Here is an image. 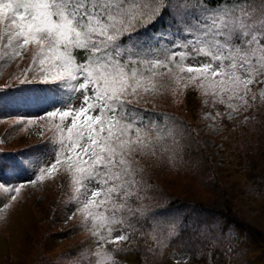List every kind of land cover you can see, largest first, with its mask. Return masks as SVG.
Instances as JSON below:
<instances>
[{"label": "rangeland", "instance_id": "1", "mask_svg": "<svg viewBox=\"0 0 264 264\" xmlns=\"http://www.w3.org/2000/svg\"><path fill=\"white\" fill-rule=\"evenodd\" d=\"M218 3L219 0H208L210 6ZM255 3L257 7L260 6L259 0H255ZM165 13L166 20H170L167 11ZM8 31L10 29L7 24L0 25V90H6L7 87L17 83L60 84L59 80L52 81L49 78L48 81H44L40 78L43 76V68L48 67V64L46 62L43 67L34 65V58L39 59L38 46L32 44L17 49L15 40L9 45V36L6 35ZM16 51H19L20 55L14 56ZM204 59V57L196 60L188 59L186 63L195 66ZM179 75L184 77L179 83L172 82L165 76L161 86L141 96L136 103H143L163 115L171 112L186 118L191 124L189 125L191 132L181 134L179 129V134L176 131V135H173L172 126H166L153 118L149 123L153 139L155 140L156 130L159 129L164 132V136L167 134L168 140L164 137L155 144V155L138 154L135 157V167L139 169L136 179L139 183L133 190L134 194L127 200V205L132 211L128 212L125 208L117 213V219H122L123 223L104 224L103 217L111 216L113 213L110 209L104 211L108 205L107 201L104 204L98 203L102 199V193L101 197H97L89 206L98 213L95 227L92 217H86L83 203L91 197V192L86 189L96 190V186L75 184L73 170L67 163L62 162L52 172L47 171L56 163L57 147L60 145L58 129H64L66 141L67 129L71 126V118H66L61 123L58 116L52 118L48 114L57 108L61 111L67 110L66 105L69 102L72 110H78L81 106L82 94L62 91L61 96L50 95L49 103L41 97L42 102L39 101V104L31 109L21 102L28 105L33 100L32 95L25 94L21 99H17L12 93L7 92L6 111L12 112L16 106L20 110L16 109L17 112L0 119V147L20 150L39 144L40 141L43 142L48 138L51 143L47 148L34 146L31 151L32 156L26 161L29 170L23 173L17 171L11 182L0 187V196L8 199V203L0 209V232L6 230L13 214L22 209L25 203L41 204L44 205L45 210L39 207L42 212H39L38 216H41L43 222L52 220L53 230H59L63 235L57 243L58 248L55 250L57 255L68 257L66 261L75 264H115L112 248L116 245L112 244L113 241H118L119 237L127 235L135 242L138 237L145 235V227L135 225L131 219L132 215L138 213L142 219L149 221L145 217L166 204L167 198L157 199L159 196L157 192L189 199L209 195L215 197L214 191L209 189L211 185L216 186L218 182L220 187L226 185L234 188L235 183L232 181L242 176L239 174L244 166H249L253 170L252 179L240 178L239 183H236L238 191L230 198L229 203L232 211H236L245 223L263 230L264 76L255 77L247 89L241 85L235 92H230L228 88H222L219 84L207 86L210 81L201 82L195 78L189 80L187 73ZM202 83L205 86H201ZM192 88L198 90L201 103L206 104L197 111L198 117L191 118L185 108L187 91ZM181 135L194 141L198 153L194 156H190L189 152H186L185 157L182 155L184 142L180 138ZM47 149H50V152H47ZM67 155L65 152L64 156ZM197 161H203V165L201 166V162ZM42 169L44 174L41 179ZM205 184L210 187H206ZM16 188H19V192L15 191ZM167 214L170 216L161 217L159 214H152L150 221H153L152 227L146 230L151 239H148L147 244L143 241V245L148 248L147 259L151 264H251V259L263 249H256V246H261V244L258 246L257 241L245 243L249 236L247 232H243L245 237H241L233 225L223 229L224 222L219 218L208 223L203 219L195 220L191 213L186 222L193 234L189 238H193L194 241L201 240L200 250L196 246L194 255L173 251L166 257L168 261H161L160 246H166L165 241L175 235V222L183 223L181 222L183 212ZM20 236L17 240L21 238ZM156 247L158 248L154 249ZM103 257L109 258L103 259Z\"/></svg>", "mask_w": 264, "mask_h": 264}, {"label": "snow or ice", "instance_id": "2", "mask_svg": "<svg viewBox=\"0 0 264 264\" xmlns=\"http://www.w3.org/2000/svg\"><path fill=\"white\" fill-rule=\"evenodd\" d=\"M259 3L257 7L255 0H219L211 6L208 0H0V25L10 29L9 45L15 40L17 49L38 46L34 65L48 64L40 78L59 80L62 91L82 94L78 110L69 102L67 110L57 108L48 114L58 116L61 123L71 118V126L66 141L64 129H58L56 163L47 171L67 163L75 184L96 186L86 189L91 197L83 203L94 227L98 213L89 206L102 193L98 203L107 201L104 211L113 213L102 222L123 223L117 213L132 211L127 200L139 183L135 157L155 155V144L164 138L157 129L153 139L133 103L161 86L165 76L179 83L184 78L179 74L187 73L189 80L210 81L207 86L219 84L230 92L241 85L247 89L255 77L264 76V0ZM164 11L170 17L164 30L136 34L140 25L163 19ZM73 50L82 52L84 59L77 62ZM18 55L16 51L14 56ZM199 57L205 59L198 65L186 63ZM43 174L42 169L41 179Z\"/></svg>", "mask_w": 264, "mask_h": 264}, {"label": "trees", "instance_id": "3", "mask_svg": "<svg viewBox=\"0 0 264 264\" xmlns=\"http://www.w3.org/2000/svg\"><path fill=\"white\" fill-rule=\"evenodd\" d=\"M82 52L75 51V54L78 55ZM84 56L80 59L83 60ZM165 79V77H163ZM41 84L35 83H22V84H14L6 88V90H0V119L4 118L8 114H13V112H17L16 108L12 112H7V92L12 93L13 96H21L24 92L32 94L34 100L29 103V106H37L40 101V97L46 95L43 90L44 87H39ZM52 84L51 86H53ZM58 88L52 89V91H56ZM199 92L197 89H188L186 97L187 99V107L185 110L188 111L190 117H198L197 111L205 107L204 102L201 103V100L198 96ZM192 97V99L190 98ZM25 104V103H23ZM132 107L141 110L145 115L148 111H153L152 109H148V106L143 103H133ZM155 112V111H153ZM167 112V111H165ZM157 120L159 122H163L166 126L170 125L174 128L173 135H176V131L181 130V134H188L191 132L189 129V125L186 118H182L180 115H176L171 112H167V115H163L161 112L155 113ZM179 134V132H178ZM167 134L164 136L166 137ZM180 138L183 140V146L181 153L185 157L186 152L190 153V156H194L198 153V149L194 141L188 139L187 136L181 135ZM168 140L166 137L165 140ZM51 143L50 138L44 139L43 142L40 141L39 144L29 146L22 149L13 150L11 147L1 148L0 147V185L7 184L11 182L14 173H17L18 170L21 172H25L29 170V164L26 161L32 156L34 146H42L48 147V144ZM46 144V145H45ZM50 149H47L49 152ZM201 162V166L203 165V161ZM251 167L244 166L242 167L241 177H238L233 183H235V187L222 185L220 187L219 183L217 185H211V190L214 191V196H202V198H194L189 199L181 196H174L162 192H157L159 195L157 199L167 198L166 204L161 207L155 209L151 214L147 217L148 220L142 219L138 213L132 215L131 219L135 222L137 226L145 227V235L138 237L137 241H131V238L127 239H119L117 243H112L116 245L115 248H112L114 253V263L115 264H151L150 260L147 259L148 248L144 247L143 241L147 244L148 239H151L148 232L150 227H152L151 215L159 214L161 217L170 216L167 213H178L183 212V216L181 217V222L174 221L176 223L175 235L170 236L168 240L165 241L167 243L166 246H160L161 250V261H168L166 257L169 253L173 251H177L178 253H188L189 255L196 254V246L200 250L201 240L196 239L195 241L190 239L189 236H193L191 233L188 224H186L189 214L193 213L195 220H206V222L211 223L212 221L219 218L224 222L222 225L223 229L227 228L229 225H233V228L237 231V233L241 237H245L243 232H247L249 235L246 238L245 243L248 241H257L258 246L260 247L256 249H261V253H259L255 258L251 259V264H259L260 262H264L262 257H264V229L258 226H250L245 223L238 215L236 211H232L231 205L229 203L230 198L235 196L236 191V183H239L240 178H246V180L252 179ZM144 175V173H142ZM262 183V181H261ZM206 187H210L205 184ZM261 188V186H260ZM6 203H8L7 198H2L0 196V209L3 208ZM229 203V205H228ZM45 210L44 205H36V204H24L22 209L16 211L13 214V217L6 227V230L0 232V264H75L74 262H67L68 257H61L62 255H57L55 250L58 248L57 243L62 239V232L59 230H53V221L49 220L48 222H43L41 216H38L39 212ZM37 208V209H36ZM22 216V217H21ZM260 225V224H259ZM128 231V230H127ZM71 232H74L71 230ZM137 233V232H136ZM59 234V235H57ZM19 235H21L20 239H18ZM56 235V236H53ZM133 234H130L132 236ZM146 240H143V238ZM160 236L157 237L159 239ZM132 242V243H131ZM134 243H138L136 246ZM118 245V247H117ZM150 246H153L151 241ZM158 247L154 248L157 249ZM30 252L28 253V251ZM200 252V251H199ZM198 252V253H199ZM26 253H28L26 255ZM197 253V254H198Z\"/></svg>", "mask_w": 264, "mask_h": 264}]
</instances>
